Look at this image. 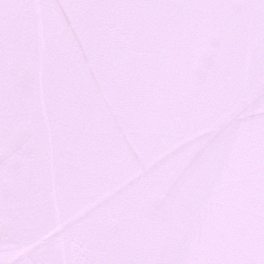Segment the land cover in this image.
Instances as JSON below:
<instances>
[{"label": "water", "instance_id": "95a60500", "mask_svg": "<svg viewBox=\"0 0 264 264\" xmlns=\"http://www.w3.org/2000/svg\"><path fill=\"white\" fill-rule=\"evenodd\" d=\"M0 37V264H182L238 136L188 128L264 76V0H35Z\"/></svg>", "mask_w": 264, "mask_h": 264}, {"label": "snow or ice", "instance_id": "6c2138e0", "mask_svg": "<svg viewBox=\"0 0 264 264\" xmlns=\"http://www.w3.org/2000/svg\"><path fill=\"white\" fill-rule=\"evenodd\" d=\"M35 7V0H0V37ZM234 120L239 131L224 182L198 210L196 247L182 264H264V76L233 97L201 104L188 131L206 128L215 143Z\"/></svg>", "mask_w": 264, "mask_h": 264}]
</instances>
